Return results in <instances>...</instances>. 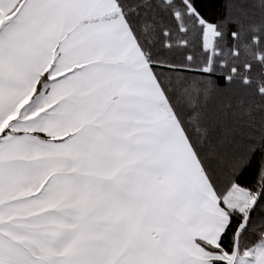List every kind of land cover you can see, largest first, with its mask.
Returning <instances> with one entry per match:
<instances>
[{
	"label": "snow or ice",
	"instance_id": "snow-or-ice-1",
	"mask_svg": "<svg viewBox=\"0 0 264 264\" xmlns=\"http://www.w3.org/2000/svg\"><path fill=\"white\" fill-rule=\"evenodd\" d=\"M0 264H264V0H0Z\"/></svg>",
	"mask_w": 264,
	"mask_h": 264
}]
</instances>
